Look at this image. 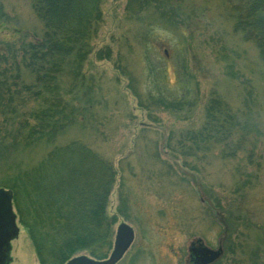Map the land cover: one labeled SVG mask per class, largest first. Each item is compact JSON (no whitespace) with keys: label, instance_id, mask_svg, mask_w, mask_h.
<instances>
[{"label":"rangeland","instance_id":"obj_1","mask_svg":"<svg viewBox=\"0 0 264 264\" xmlns=\"http://www.w3.org/2000/svg\"><path fill=\"white\" fill-rule=\"evenodd\" d=\"M1 1L6 19L0 21V40L29 43L40 38L42 27L31 0ZM131 1L103 0L95 51L83 67L98 90L101 107L86 129H68L58 140L84 137L118 173L108 202L109 214L117 215L113 244L120 226V234L131 231L134 241L119 264H192L188 250L196 241L208 250H223L211 264H264V96L255 75L252 46L233 33L218 0H168L173 8L170 18L177 21L172 27L163 22L149 27L158 13L135 17L133 10H127ZM106 46L113 57L127 56L141 90L158 87L177 99L188 95L186 100L193 98V106L184 105L175 114L158 112L152 121L138 109L124 87L125 80H115L113 62L96 59V50ZM178 59L195 76L191 92L177 80ZM150 65L163 68V83L156 86L148 80ZM20 74L32 82L26 72L20 70ZM242 78L255 93V120L261 133L256 146L246 144L245 151L232 158H223L217 145L205 154L202 147L195 149L199 150L195 156L185 161L170 152L165 144L170 134L202 126L204 103L211 91L238 104ZM23 97L22 110L37 106L40 100L31 94ZM120 192L127 197L126 215L117 212ZM226 219L230 233L223 231ZM82 256L89 258L78 257ZM7 264H39L19 223Z\"/></svg>","mask_w":264,"mask_h":264},{"label":"trees","instance_id":"obj_2","mask_svg":"<svg viewBox=\"0 0 264 264\" xmlns=\"http://www.w3.org/2000/svg\"><path fill=\"white\" fill-rule=\"evenodd\" d=\"M218 1L233 33L253 48L252 62L264 96V0ZM102 3L31 0L32 12L42 27L40 38L29 43L0 40V189L12 193L18 222L39 264H67L79 255L103 261L112 251L117 215L109 214L108 202L118 173L84 137L58 143L68 129H86L101 107L98 90L92 79L86 78L83 67L95 51ZM3 8L0 0V21L6 19ZM171 8L168 0H134L127 10H133L135 17L148 11L158 13L157 21L149 27L157 22L172 27L177 21L170 18ZM95 56L113 62L115 80H125L124 87L138 109L152 121L157 120L158 112L175 114L184 105L194 104L193 98L186 100L188 95L171 98L158 87L141 90L126 63L127 56L119 53L113 57L110 47L96 50ZM179 63L178 59L177 80L190 89L195 76ZM20 70L31 83L22 78ZM147 78L152 85L163 83V68L150 65ZM238 84L242 91L237 105L211 91L204 103L202 126L170 134L165 141L168 150L185 161L200 147L205 154L212 146H220V155L232 158L245 151L246 144L256 146L261 133L255 120V93L243 78ZM23 94L39 97L38 105L20 109L25 104ZM127 203L120 192L119 214H127ZM223 221V231L230 233L232 229L227 227L231 224L228 219Z\"/></svg>","mask_w":264,"mask_h":264},{"label":"flooded vegetation","instance_id":"obj_3","mask_svg":"<svg viewBox=\"0 0 264 264\" xmlns=\"http://www.w3.org/2000/svg\"><path fill=\"white\" fill-rule=\"evenodd\" d=\"M18 223L19 222L13 205L12 193L9 197L0 195V264L8 263L7 261L11 242L16 239L18 234ZM13 233L14 236H11ZM133 243L134 241L132 239L131 242L126 245L120 259L114 264L121 263L125 255L133 246ZM114 249L115 243L112 245L111 254L114 252ZM188 251L190 254L189 260L192 264H211L221 257L223 253L221 247L215 251L208 250L201 244L200 241L192 242ZM213 253H216L217 255L215 256Z\"/></svg>","mask_w":264,"mask_h":264},{"label":"water","instance_id":"obj_4","mask_svg":"<svg viewBox=\"0 0 264 264\" xmlns=\"http://www.w3.org/2000/svg\"><path fill=\"white\" fill-rule=\"evenodd\" d=\"M0 195L9 197L11 195V192L0 189ZM122 229H123V226H120L118 229L117 238L115 239L114 252L111 254L110 258L107 261L104 260V261L98 262V261H94L92 259L82 256V257L71 259L70 261L67 262V264H114L116 263L120 259L126 245H128L132 240V232L129 231L127 235L122 236L120 234ZM11 236H14V233ZM213 254L215 256L217 255L216 253H213Z\"/></svg>","mask_w":264,"mask_h":264}]
</instances>
